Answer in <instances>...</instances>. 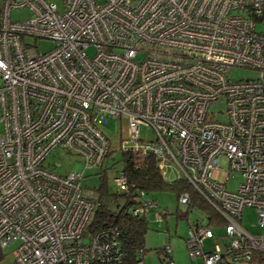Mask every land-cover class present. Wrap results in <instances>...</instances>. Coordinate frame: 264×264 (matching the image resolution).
<instances>
[{
  "label": "built area",
  "instance_id": "built-area-1",
  "mask_svg": "<svg viewBox=\"0 0 264 264\" xmlns=\"http://www.w3.org/2000/svg\"><path fill=\"white\" fill-rule=\"evenodd\" d=\"M20 7L29 16L11 21ZM60 8L0 4V264H125L113 227L86 232L93 193L80 186L83 171L111 149L102 127L121 118L120 149L153 155L163 178L186 180L224 221L221 235L205 217L189 225L191 264H236L264 252V0H62ZM27 38L54 46L39 51ZM234 68L256 76L231 79ZM219 102L224 122L210 112ZM140 125L151 140L138 137ZM56 147L79 156L84 170H51L46 158ZM124 175L120 168L111 176L119 192L134 187ZM135 192L129 213L161 220L157 203ZM188 197L179 194L178 207ZM245 206L261 233L238 221ZM163 248V263L174 264Z\"/></svg>",
  "mask_w": 264,
  "mask_h": 264
},
{
  "label": "rangeland",
  "instance_id": "rangeland-1",
  "mask_svg": "<svg viewBox=\"0 0 264 264\" xmlns=\"http://www.w3.org/2000/svg\"><path fill=\"white\" fill-rule=\"evenodd\" d=\"M97 2L103 0H96ZM2 0H0L1 4ZM29 15L28 9L26 7H20L17 9H11L10 19L12 20H24ZM30 44H34L39 51H46L51 49L54 45L52 40L42 39V38H27ZM87 55L90 56L94 53L93 47H89L87 50ZM229 78L231 79H246V78H254L256 73L254 70L245 68H234L228 73ZM1 83V78H0ZM223 110H225V104L223 102L217 103L215 107L211 108L210 112L216 113V119L220 121H225L226 116L223 114ZM222 112V114H219ZM125 120L124 119H109L107 124L102 127L104 131L107 132L108 136L111 140V150L112 156L110 158H106L101 164V167L85 169L83 168L82 159L75 154H65L64 150L59 147L54 148L47 154L46 165L50 167L51 170L57 171L59 173L64 172H81L83 171V176L80 177V186L87 193H93L94 189L97 188L100 184V176L105 177L106 186L108 187V192L110 195L104 196V202L109 203V206L115 207L120 205L123 199L119 196L117 199L112 198L113 194L118 192L116 189V185L112 181V177L116 172L122 167V162L120 158V145L119 143L124 139L126 135V129L124 128ZM138 137L140 139H152L153 133L151 128L146 126H139ZM138 138V139H139ZM127 140V139H125ZM126 145L132 143V141L127 140ZM219 165L223 168L226 167L227 160L224 157H219L218 159ZM57 164L58 166H54ZM214 176L217 177L218 181L225 182L226 174L219 170L214 173ZM174 175H171L170 178H173ZM241 177L238 172L234 173V176H229L228 181L226 182V186L229 189H235L234 183L240 182ZM158 205V209L166 210L167 215L165 219L158 220L153 212H149L147 214L148 220V230L144 235V249L145 253L143 256V260L145 264H164L161 260L163 257L160 247L163 245H169L172 249V260L174 264H191L189 259L188 251L185 239L188 234L189 224L192 221L200 220L203 218L204 214L198 210L197 208H191L186 216H184V208H177L178 200L176 199V195L172 191H160L156 193L150 194ZM94 198L97 197L96 194H91ZM90 196V197H91ZM92 198V197H91ZM243 210L241 212L240 224L248 230V232L253 234L261 233V229L255 220L256 213L254 208L250 206L242 207ZM178 209L177 213L176 210ZM178 214V215H177ZM214 229V228H213ZM85 241V239H83ZM212 245V239L205 240L204 246L206 249L210 248ZM13 246L4 248V252L8 253L12 250ZM10 259V255H7L6 261ZM236 264H259L256 261L250 262H240ZM264 264V263H262Z\"/></svg>",
  "mask_w": 264,
  "mask_h": 264
},
{
  "label": "trees",
  "instance_id": "trees-1",
  "mask_svg": "<svg viewBox=\"0 0 264 264\" xmlns=\"http://www.w3.org/2000/svg\"><path fill=\"white\" fill-rule=\"evenodd\" d=\"M112 150L107 151L106 158L112 156ZM121 158V169L124 172L129 184L134 187L129 188V192H117L113 194L112 198H118L119 196L123 199L120 205L115 207L109 206V203L104 202V196L110 195L108 192V187L106 186L105 177L100 176V184L94 189L93 194L97 197L91 196L92 202H94L93 213L90 214V220L86 224V232H94L95 230L102 228L104 226H111L115 229L116 237L118 240L119 251L123 255L125 264H134L139 258H143L145 250L144 241L148 230V220L147 214L143 215H132L129 213V208L132 204L130 192H135V189L142 190L145 195L151 200H154L150 195L151 193H156L160 191H172L175 193L176 198L182 192H188L189 203L184 209V216L187 215L191 208H197L200 210L206 220L204 222L208 223L212 228L217 229L224 224L222 218L215 212V210L208 204L205 198L202 197L189 183L183 178H172L165 179L160 175L158 164L156 163V158L153 155L142 156L131 149H120ZM103 160V161H104ZM103 164V162H102ZM102 165L100 164L99 167ZM134 194V195H135ZM156 202V200H154ZM177 208L179 209L178 205ZM176 210V213L178 211ZM161 218L165 219L167 212L166 210H160ZM178 215V214H177ZM197 220V219H196ZM195 220V221H196ZM192 221L190 224H192ZM189 224V225H190ZM217 235H221L222 232H216ZM164 245L157 250L158 252H163ZM3 251L0 250V258L3 256ZM163 254V253H162ZM250 261H256L259 264L264 263V252L255 251L252 256H250ZM163 259V258H162ZM161 259V260H162ZM164 262V260H162ZM235 264V263H227Z\"/></svg>",
  "mask_w": 264,
  "mask_h": 264
},
{
  "label": "crops",
  "instance_id": "crops-1",
  "mask_svg": "<svg viewBox=\"0 0 264 264\" xmlns=\"http://www.w3.org/2000/svg\"><path fill=\"white\" fill-rule=\"evenodd\" d=\"M48 1H51V2L55 3L58 6L57 8L61 9L60 6H62V0H48ZM213 230H214V233L213 234H215V235H217L216 232H223V229H222L221 226L218 227L217 229H213ZM208 239H210V238H207L205 240H208Z\"/></svg>",
  "mask_w": 264,
  "mask_h": 264
},
{
  "label": "bare ground",
  "instance_id": "bare-ground-1",
  "mask_svg": "<svg viewBox=\"0 0 264 264\" xmlns=\"http://www.w3.org/2000/svg\"><path fill=\"white\" fill-rule=\"evenodd\" d=\"M50 2H51V1H50ZM57 7H58V6H57ZM60 7H61V6H60ZM28 12H29V10H28ZM28 16H29V15H28ZM28 16H27V17H28Z\"/></svg>",
  "mask_w": 264,
  "mask_h": 264
}]
</instances>
